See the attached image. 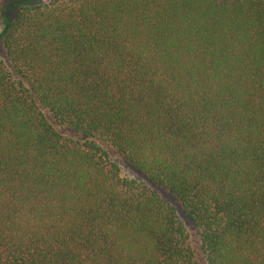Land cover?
I'll return each instance as SVG.
<instances>
[{
    "label": "trees",
    "instance_id": "obj_1",
    "mask_svg": "<svg viewBox=\"0 0 264 264\" xmlns=\"http://www.w3.org/2000/svg\"><path fill=\"white\" fill-rule=\"evenodd\" d=\"M1 39L0 264H197L153 186L206 264H264V0H49Z\"/></svg>",
    "mask_w": 264,
    "mask_h": 264
},
{
    "label": "rangeland",
    "instance_id": "obj_2",
    "mask_svg": "<svg viewBox=\"0 0 264 264\" xmlns=\"http://www.w3.org/2000/svg\"><path fill=\"white\" fill-rule=\"evenodd\" d=\"M48 1L49 0H2L0 2V58L4 59L7 63H9L1 39V32L4 25V20L6 18L12 20L16 16L20 8L23 6L38 5L46 3ZM56 128L64 136L72 135L71 132L66 128H63L61 126H56ZM108 150L110 158L120 165L122 175L132 178H143V176L139 174L138 171L127 160H125L123 156L111 149ZM153 188L158 192L164 202L174 207L176 213L179 215L184 225L186 226L187 231L189 233V243L193 249L196 263L206 264L204 253L201 248L199 234L200 230L195 224L194 220L186 213L181 203L173 199L170 192L166 188L159 186H153Z\"/></svg>",
    "mask_w": 264,
    "mask_h": 264
}]
</instances>
